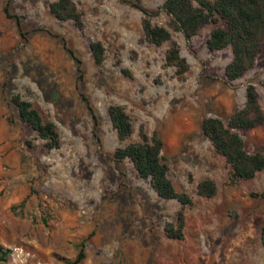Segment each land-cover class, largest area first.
<instances>
[{"label":"rangeland","instance_id":"374dc122","mask_svg":"<svg viewBox=\"0 0 264 264\" xmlns=\"http://www.w3.org/2000/svg\"><path fill=\"white\" fill-rule=\"evenodd\" d=\"M50 1L0 0V247L7 250L0 264L13 248L20 252L15 264H70L79 249L75 264H264V168L230 182L224 158L199 128L205 116L225 121L242 104L247 83L264 109V40L253 67L227 80L229 47L205 45L222 21L185 40L158 9L162 0H73L82 12L79 31L53 17ZM136 5L178 44L189 64L183 80L163 64L169 41L144 40ZM89 40L103 45L100 66ZM15 92L55 124L57 148L46 150L19 120L9 101ZM111 103L132 123L122 142L106 113ZM139 127L156 131L168 178L192 199L181 239L163 231L179 203L158 197L127 158L112 157L115 147L139 139ZM239 135L246 151L264 154V122ZM205 177L215 183L212 197L195 192Z\"/></svg>","mask_w":264,"mask_h":264},{"label":"trees","instance_id":"16d2710c","mask_svg":"<svg viewBox=\"0 0 264 264\" xmlns=\"http://www.w3.org/2000/svg\"><path fill=\"white\" fill-rule=\"evenodd\" d=\"M142 13L140 26L145 41L160 45L169 41L164 50L163 64L172 66L179 80H183L189 64L179 54L175 40L170 39L169 31L162 25L151 22L150 13L140 5H136ZM158 9L168 16V22L174 30L179 31L185 40L193 36L205 23L223 25L212 27L205 40L206 48L215 51L229 47L230 58L224 65L223 73L227 80L241 77L251 69L264 40V0H162ZM5 16H11L8 5L2 7ZM48 11L58 20H71L76 29L82 31V12L73 0H51ZM15 17V16H14ZM16 23L19 20L15 18ZM88 48L93 62L100 66L104 60V48L99 40H89ZM69 53L76 59L72 50ZM124 75H129L125 68H120ZM15 107L20 121L30 127L37 138L42 141L46 150L59 146V136L55 124L51 120H43L31 103L17 92L9 97ZM106 113L119 142L128 139L133 131L129 115L120 104L111 103ZM264 122V109L259 94L252 83L244 86V100L224 121L216 116H205L199 122L202 134L209 140L215 153L224 158L228 166L230 182L252 178L264 168V154L260 150L248 152L244 149L239 132L253 128ZM138 140L128 141L117 146L112 152L116 160L127 158L138 177L147 179L150 187L160 198L175 199L179 208L173 221L163 224L167 238L181 239L183 236L184 209L192 206V199L185 191H177L167 176V164L161 154L162 141L156 131L146 133L141 127L137 131ZM216 187L212 179L205 177L195 184V192L201 197H212ZM23 203L21 200L20 205ZM7 250H1L3 260ZM83 257L79 249L70 264L77 263Z\"/></svg>","mask_w":264,"mask_h":264},{"label":"built area","instance_id":"2783aa9c","mask_svg":"<svg viewBox=\"0 0 264 264\" xmlns=\"http://www.w3.org/2000/svg\"><path fill=\"white\" fill-rule=\"evenodd\" d=\"M19 248H13L11 253L9 254L11 257V260L7 264H15V257L19 254Z\"/></svg>","mask_w":264,"mask_h":264}]
</instances>
